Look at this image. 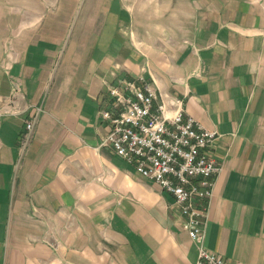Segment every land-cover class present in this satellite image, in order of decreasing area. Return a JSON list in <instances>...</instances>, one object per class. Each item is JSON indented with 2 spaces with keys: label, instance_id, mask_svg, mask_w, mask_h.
Segmentation results:
<instances>
[{
  "label": "crops",
  "instance_id": "obj_1",
  "mask_svg": "<svg viewBox=\"0 0 264 264\" xmlns=\"http://www.w3.org/2000/svg\"><path fill=\"white\" fill-rule=\"evenodd\" d=\"M141 75L219 135L209 250L264 264V0H0V264H195L173 195L103 144Z\"/></svg>",
  "mask_w": 264,
  "mask_h": 264
},
{
  "label": "built area",
  "instance_id": "obj_2",
  "mask_svg": "<svg viewBox=\"0 0 264 264\" xmlns=\"http://www.w3.org/2000/svg\"><path fill=\"white\" fill-rule=\"evenodd\" d=\"M109 89L110 107L103 118L111 129L103 139L133 163L139 174L171 193L184 217L183 227L198 247L195 264H231L209 250L205 221L215 176L221 169L206 149L218 138L193 116H186L182 98H173V114L149 80L141 75ZM41 107L26 120L21 141L26 145L39 119ZM244 264V263H243Z\"/></svg>",
  "mask_w": 264,
  "mask_h": 264
}]
</instances>
